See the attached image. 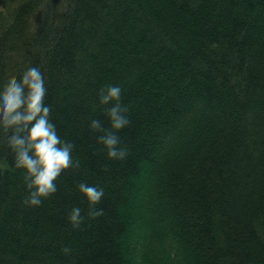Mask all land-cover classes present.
<instances>
[{
  "label": "trees",
  "instance_id": "16d2710c",
  "mask_svg": "<svg viewBox=\"0 0 264 264\" xmlns=\"http://www.w3.org/2000/svg\"><path fill=\"white\" fill-rule=\"evenodd\" d=\"M29 65L80 166L27 206L0 135V264H264V0H0V85ZM107 84L124 160L88 128ZM82 180L104 213L73 229Z\"/></svg>",
  "mask_w": 264,
  "mask_h": 264
},
{
  "label": "clouds",
  "instance_id": "9594fccd",
  "mask_svg": "<svg viewBox=\"0 0 264 264\" xmlns=\"http://www.w3.org/2000/svg\"><path fill=\"white\" fill-rule=\"evenodd\" d=\"M48 94L45 74L39 65H29L18 79L0 85V135L12 154L13 168L23 170V203L30 207L40 206L58 191L57 178L64 170L80 166L79 159L73 156L74 142L60 135L52 119L53 105L46 102ZM100 106H104L108 126L99 117H93L88 128L99 133L96 142L103 147L107 160H124L129 148L118 133L130 123V118L128 106L122 101L121 85L102 86L93 110ZM76 189L87 212L84 214L79 204L71 207L67 221L73 229L104 213L103 208L95 207L104 196L102 186L82 180ZM63 251L68 253L70 249L65 246Z\"/></svg>",
  "mask_w": 264,
  "mask_h": 264
}]
</instances>
